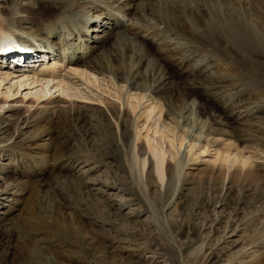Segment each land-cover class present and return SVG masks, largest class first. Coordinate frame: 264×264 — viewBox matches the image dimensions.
Returning <instances> with one entry per match:
<instances>
[{"label": "bare ground", "instance_id": "1", "mask_svg": "<svg viewBox=\"0 0 264 264\" xmlns=\"http://www.w3.org/2000/svg\"><path fill=\"white\" fill-rule=\"evenodd\" d=\"M19 1L10 0L9 8L0 6V114L22 109L30 116L36 115L31 120L25 118L33 129L31 138L21 147L11 143L1 149L17 155L15 164L54 167L62 157L60 150L42 148L37 143L54 133L53 125H69V121L76 125L74 135L88 137L84 111L98 112L99 108L113 118L115 147L127 155L123 167L129 171L136 192L144 196V179L148 175L155 177L160 190L167 191L184 179L189 163L201 160L211 147L213 161L226 177L237 171L247 175L253 171V156L217 137L205 118L202 103V97L220 102L226 98L224 105L221 103L224 108L243 90H228L222 98L223 92L217 87L220 80L204 77L188 58L193 53H206L205 58H210L215 69L217 65L232 64L221 54L225 53L221 44L236 62L264 56L263 32L248 17L250 12L242 0H221L220 6L216 4L218 0H46L49 8L35 19L32 9L23 3L25 0ZM87 9L97 13L93 16L96 20ZM121 13L128 17L124 22L119 17ZM24 20H30L26 30L17 25ZM98 32L104 33L103 37ZM165 34L184 41L190 47L189 55L182 57L178 49L162 40ZM110 38L114 39L115 53L104 50L95 55L96 45ZM19 45L30 54H39L38 58L27 61V57L17 56L14 50ZM11 53L14 56H9ZM165 59L174 60L177 69L191 77V85L199 90L197 94L171 80ZM246 83L255 85L258 81ZM66 108H76V112H61ZM259 109H245L243 116H252ZM7 131L0 122V135ZM0 142L4 141L0 138ZM33 145H37L34 153L23 149ZM31 178V189L38 193L39 176ZM25 189L14 180L10 194ZM35 201L38 204L37 196ZM148 204L156 222V213ZM69 215L67 222L75 229L74 237L67 230L68 224L62 227L53 222L52 226L62 237H71L83 248L87 238L85 220L74 210Z\"/></svg>", "mask_w": 264, "mask_h": 264}, {"label": "rangeland", "instance_id": "2", "mask_svg": "<svg viewBox=\"0 0 264 264\" xmlns=\"http://www.w3.org/2000/svg\"><path fill=\"white\" fill-rule=\"evenodd\" d=\"M220 2L216 4L220 6ZM23 3L32 9L35 19L47 11L50 2ZM242 3L264 36V0H242ZM0 6L9 8L10 0H0ZM88 10L94 19L97 13ZM119 17L123 22L128 18L122 13ZM29 22L24 20L17 25L26 30ZM98 33L103 37L104 33ZM165 35L162 40L178 49L182 57L189 55L190 47L184 41ZM113 40L97 44L95 55L104 50L114 54ZM220 47L225 51L221 53L223 57L232 64L217 65L215 69L210 58H205L206 53H193L188 58L190 65L204 77L220 80L216 86L223 92L222 98L228 90L232 93L243 90L236 99L226 102L229 105L224 108L221 103L224 105L226 98L220 102L202 97V103L205 118L217 137L231 141L240 151L253 156L251 173L237 171L226 177L218 171L211 147L201 160L190 162L184 179L167 191L160 190L155 177L148 175L144 179L147 186L144 196L136 192L129 171L123 167L127 155L115 147L113 118L99 108L98 112L84 111L88 137L74 135L76 125L69 121V125H53L54 133L37 143L42 148L60 150L62 157L57 165L18 166L17 155L1 149L11 143L20 146L31 138L33 129L25 118L34 119L36 114L30 116L22 109L4 111L0 122L8 131L0 135L4 141L0 142V264H20V260L24 264H264V56L236 62L224 44ZM164 63L173 82L197 94L199 90L191 85V77L179 71L174 60L165 59ZM251 79H257L258 84H247ZM256 106L261 109L252 116H243L245 109L255 110ZM63 110L76 112V108ZM221 129L225 132L219 133ZM36 146L23 149L34 153ZM35 174L39 176L38 193L30 185ZM14 180L25 191L10 194ZM35 196L38 204L34 202ZM148 203L156 213V222ZM11 206L13 209L8 210ZM73 210L85 220L87 238L83 248L73 243L71 237H62L52 226L53 222L62 227L68 224L67 230L74 237L75 229L67 222Z\"/></svg>", "mask_w": 264, "mask_h": 264}]
</instances>
